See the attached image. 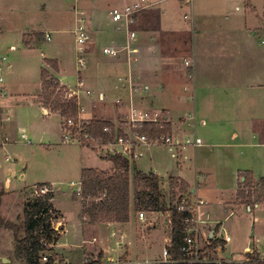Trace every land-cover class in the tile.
<instances>
[{"label":"crops","instance_id":"1","mask_svg":"<svg viewBox=\"0 0 264 264\" xmlns=\"http://www.w3.org/2000/svg\"><path fill=\"white\" fill-rule=\"evenodd\" d=\"M133 1L135 0H40L39 4L44 11L41 15H37V19L31 21L30 25L26 23L20 27L18 22L16 24V21H12L11 29L22 33L23 43L29 48L37 47L44 40L55 39L56 41L57 49L49 57H44V64L41 67V86L34 100L41 105L45 116L52 113L58 115L62 120L63 129V117L53 111L44 99L42 70L45 69L52 76H56L66 88L78 89V80L81 77L84 78V86L87 85V89L93 91L90 96L95 94L102 103L117 94L112 110L104 112L97 108L94 110L93 117L87 119H103L116 125L121 123L127 129L125 120L130 107H135L139 110L160 111L165 120L164 125L170 128V133L174 136L182 137L189 133L199 136L198 130L207 132L211 138L206 139V143L203 144L227 147L230 150L231 162L229 164L221 162L218 165L220 169L223 165L222 170L226 172L224 174L218 169L215 161H209L208 155L196 158L194 181L178 176L189 185L192 199H204L202 195H213L211 192L213 190V199L227 206L229 215L242 208L254 215L258 214L259 210L264 211V201L256 202L251 206L248 203H241L237 196L240 182L244 181L247 172L252 173L256 181L264 178L263 70L258 74V68L264 67V51L261 50L260 54H251L253 72H248V52L240 44L242 40L240 38L245 37V34L239 36L235 33H240L242 28L244 30L245 25L226 26L229 21L227 13L230 10L227 2L224 4L226 15L223 11L218 15L215 12H209L213 5L205 0H203L205 1L203 9L198 6L202 0L198 2L194 0L192 4L183 3L180 0H161L140 12L135 22L130 24V28L136 33V38L132 43L134 52L129 53L124 48L130 41V32L126 24L122 22L117 26L109 19L108 13L114 7H123ZM199 8L200 10L197 11ZM75 9L86 12V22L91 36L85 53L87 67L82 71L77 66V48L75 54V48L70 44L68 37L72 34V40L74 39L76 43L75 34L70 26ZM185 9L189 11L184 13ZM148 11H154L155 16L144 17L143 15ZM185 15L188 17L186 18ZM177 17L181 22L178 23ZM219 19L225 23L220 24L222 20L219 21ZM183 20H190L192 28L200 25L201 29L197 32L190 30L189 33ZM151 23H154L155 27ZM64 24L68 26L70 32L62 28ZM223 33L226 34L223 35ZM232 33L236 34V38L228 41ZM254 35H257V32ZM222 36H225L226 44L219 46ZM106 46L121 50L117 55L105 54L103 48ZM11 47L16 49L14 44ZM185 59L192 60L193 65L186 66ZM258 63L259 67H257ZM8 68L11 69V66ZM66 73L76 76L75 86L67 85L59 77L60 74ZM131 80L134 86L129 85ZM118 99L121 101L117 102ZM80 102V114H82ZM190 118L192 120L188 121ZM121 125L119 126L122 128ZM194 148L198 149V147ZM171 151L176 154L174 150ZM103 152L101 153L104 156ZM107 161L110 162V166L107 167H112V161ZM96 169L100 171V168ZM132 172L130 162L131 176H133ZM46 183L53 184V182ZM55 188L57 187L54 185L52 202L56 198ZM78 211H81L80 206ZM196 217L200 240L199 209L196 211ZM53 218L57 221L56 229H58L57 239L52 244L53 251L64 257L57 248L62 244L61 238L68 230L65 227L66 212L63 210L58 218ZM135 219L133 212L131 220L126 223L113 222L106 223L105 226H100L99 223H84L82 225L84 257L88 255L90 249L88 243L93 244L91 242L93 239L96 242L100 241L99 253L103 251L104 257L107 258L113 256L114 251L117 252L118 257L122 249L120 246L123 244L124 247L128 243L129 248L121 254L124 259L157 260L136 256V250L133 249V242L129 235V229L134 225ZM97 224L99 227H105L108 239L87 235L90 226L99 229L95 226ZM210 228L209 237L219 240L212 251L220 247L226 251L233 241L228 228L223 222ZM212 232L213 237H211ZM261 235L256 241L249 239L243 242V253L240 251V256L244 255L246 258L242 257L239 261H245L246 253L249 251L258 250L260 254H264L256 243L262 241L264 234ZM226 236H229L230 240L227 241ZM218 245L220 247H217ZM64 260L69 264L67 259Z\"/></svg>","mask_w":264,"mask_h":264},{"label":"rangeland","instance_id":"2","mask_svg":"<svg viewBox=\"0 0 264 264\" xmlns=\"http://www.w3.org/2000/svg\"><path fill=\"white\" fill-rule=\"evenodd\" d=\"M196 1L198 2V0ZM205 1L213 5L209 12H215L218 15L222 14L221 11L226 15L224 4L229 3L228 9L230 10L227 13L229 21H227L226 26L245 25L244 30L242 28L240 33H235L239 36L245 34V37L240 38L242 39L240 44L248 52V72H253L251 54H260L261 50L264 51V0ZM205 1H200L198 6L201 9H203ZM39 2L40 0H0V88H4L6 93L0 96V214L4 220L22 222L24 203L38 196L35 192L36 187L42 182H53L57 187L55 188L56 198L53 200V217L58 218L64 210L66 212L65 227L68 228L66 234L61 238L60 243L62 244L58 246L57 250L64 255V257L61 256L67 259L69 264H82L97 258L101 247L99 240L96 242L91 239L93 244L88 243L90 249L88 255L84 257L82 225L90 222L82 214L83 201L77 194V185L81 181V171L83 168L93 167L95 169L100 168L102 172L110 173L112 167H107L110 166V162L101 157L102 150L99 147L92 144L88 146L84 142L80 144L64 141L61 118L53 113L45 116L41 105L34 100L41 86V67L44 64V57H49L57 49L56 41L55 39L44 40L37 47L29 48L23 43L22 33L13 31L11 27L12 21H16V24L18 22V25L22 27L26 23L30 25L31 21L37 19V15H41L44 11ZM186 11L189 10L185 9L183 12ZM168 17H170L169 13ZM221 20L219 19V21ZM177 21L178 23L181 22L178 17ZM183 22L185 27L189 29V33L190 30L197 32L201 29L200 25H195V28H192L190 20H183ZM224 23L222 20L220 24ZM62 28L70 32L66 24ZM255 32L257 35H254ZM235 33H232L228 41L236 38ZM225 34L223 33V35ZM68 37L76 54L77 45L74 39L72 40V34ZM224 39L225 36H222V42L219 43V46L226 44ZM13 44L16 45V49H12ZM9 66L11 69L8 68ZM257 67H259V63ZM258 69V74L262 70L264 73V67ZM59 77L69 86H75L77 83L76 76L70 73L60 74ZM87 88L88 86L85 85L82 89L86 90ZM116 95L114 94L113 98H107L102 103L95 94L91 97L85 91L80 90L79 101H81L83 114H81V118L91 120L87 118L93 117L94 110L97 108L104 112L112 110L116 103V101L114 103V99L117 98ZM191 120V118L188 119V121ZM120 122L122 121L120 120ZM124 124L128 127L126 123ZM121 126L124 128L123 125ZM23 134H26L27 137H23ZM193 134H184L182 137L193 136ZM198 135L202 138L203 143H206V139L210 140L211 138L207 132L204 133L199 130ZM229 151L227 147L203 144L198 149L188 147L174 154L171 147L166 144H140L137 152L141 155L131 160L133 171V176L130 174L132 199L135 197L133 181L136 170L157 173L161 177L163 191L169 199L172 183L178 184L183 181L178 176L185 177L191 182L194 181L196 158L208 155L209 161H215L217 166L221 162L229 164L231 162ZM222 168L223 165L221 169L218 166L219 170ZM222 171L226 174L224 170ZM174 189L178 194V200L181 194L180 185L174 184ZM211 192L213 195H202L206 203L198 206L201 229L199 246L202 254L206 255L205 260L214 259L217 263L224 260L225 264H242L243 261L239 260L242 257L246 258L244 255L240 256V251L243 253V242H247L249 239L256 241L258 236L264 234L262 229L264 228V211L259 210L257 212L259 215H254L242 208L229 215L228 207L222 205L219 200H214L213 190ZM181 196V199L187 198L194 202L201 199H192L190 190ZM79 206L81 211H78ZM144 211V220L137 217L138 211L134 212L136 219L132 228L129 229L133 249L136 250L137 257L161 260L169 240L168 215L170 214L166 210L162 212ZM53 222L54 224L57 223L56 220ZM220 222H223L228 228L233 236V241L226 251L219 245L217 246L220 247L219 249L212 251L210 244L213 242L210 243L209 237L210 227H214ZM99 225L105 226L106 222H100ZM95 226L99 229L90 226L87 235L89 237L96 235L99 239H108L106 238L105 227H99L98 224ZM256 243L261 252L264 253V237L261 242ZM125 245L124 247L123 244L120 246L122 249H120L118 257L129 248L128 243ZM112 253L114 257H117L116 251ZM261 256L264 257V254ZM3 257L17 262L14 233L13 230L6 227H0V264L3 262ZM64 259L60 264H68ZM103 261L107 264L108 258L104 257Z\"/></svg>","mask_w":264,"mask_h":264},{"label":"trees","instance_id":"3","mask_svg":"<svg viewBox=\"0 0 264 264\" xmlns=\"http://www.w3.org/2000/svg\"><path fill=\"white\" fill-rule=\"evenodd\" d=\"M155 16L154 11H148L143 16ZM150 17V18H151ZM154 26V23H151ZM43 95L46 104L53 111L59 113L63 119L77 118L80 113V104L76 97L67 98L66 87L61 85L56 76H52L45 69L42 70ZM64 122V121H63ZM110 126L112 133L105 132L104 128ZM114 123L103 119L89 120L84 125L81 134L90 137L83 139L86 145L99 144L100 146L113 142L117 135L123 131H115ZM139 132H145L149 136L161 133H170V128L158 123H141ZM95 141V143L93 142ZM94 143V144H93ZM97 144V145H98ZM104 159L113 163L110 173L99 171L95 168H83L81 173L82 193L84 197L92 196L83 202V216L90 223L129 222L132 213L139 210L164 211L170 214L169 243L167 250L170 262L161 264H218L216 260H205L206 255L200 250V260L190 261L192 256L182 250L185 243L186 223L185 219L192 217L189 210L180 211L177 202L181 200L189 185L185 182L172 183V190L167 198L163 191L161 177L155 172H143L137 170L133 183L135 184V197L132 199L130 177V161L121 154H105ZM46 183V182H45ZM43 184V183H41ZM174 184L180 185L181 194L177 200V192ZM238 200L253 206L256 202L264 201V178L256 181L252 173L245 174L244 181L238 188ZM53 192L43 196H36L24 204L23 221L4 220L0 214V227L13 230L17 262L10 261L1 264H60L63 257L53 251V242L57 239L58 229L54 224L52 199ZM177 200V201H176ZM23 233V234H22ZM210 248H215L219 243L217 238H210ZM247 259L242 264H264V257L260 252L249 251ZM47 257V260H44ZM104 254L101 251L97 258L88 260L82 264H105Z\"/></svg>","mask_w":264,"mask_h":264},{"label":"built area","instance_id":"4","mask_svg":"<svg viewBox=\"0 0 264 264\" xmlns=\"http://www.w3.org/2000/svg\"><path fill=\"white\" fill-rule=\"evenodd\" d=\"M161 0H135L133 2H130L126 4L123 7H114L112 8L109 13L108 17L109 19L119 26L122 22H124L127 26V29L130 32V41L129 44H127L124 48H126L129 53L134 52V48L132 46V43L134 42L136 38V33L130 28V24L134 23L136 20V16L142 12L143 10L153 6L157 2ZM183 3L192 4L194 0H180ZM73 19L70 22L71 30L75 34L76 38V45H77V66L80 71L85 69L87 67V59L85 56L88 43L91 39L90 36V28L87 25L86 17L87 14L84 10L75 9L73 11ZM187 18L188 15H185ZM121 49L112 47V46H106L103 48V52L105 54L110 55H117L120 52ZM137 60V58H135ZM184 63L186 66L190 67L193 65L192 60L185 59ZM1 80V79H0ZM85 84L84 78H80L78 80V89L73 88H66V97L67 98H73L76 97L79 98V91L83 90L88 95H92L93 91L90 89H82ZM62 85V83H61ZM129 85L134 86L133 80L129 82ZM1 94L5 95L4 88H0ZM121 100L118 99L117 102H120ZM85 119V118H84ZM81 118V114L79 113V116L77 118H68L65 119L63 122V133H64V141L66 142H78L82 144L83 139L90 140V137H87L81 134V130H83V127L85 124H87L89 121L84 120ZM128 128L124 129L120 126H115V131L118 132L119 130H122L123 132L115 138L113 142L104 144L100 146L98 143L94 144L95 141H93L94 145L102 149L105 154H121L129 161L134 160L135 158L139 157L141 153L139 154L137 152V148L140 144H166L171 147V150H174L175 152L181 151L183 149H186L188 147H199L203 145V140L200 136H197L196 134H193V136L187 135L185 138L174 136L172 133H161L154 136H149L147 133H141L138 131V127L141 123H158L159 125H163L165 120L162 116V113L160 111H149V110H139L135 107H130V112L125 120ZM105 132L112 133L114 129L110 126H106L104 128ZM23 137H27L26 134H23ZM103 147V148H102ZM73 185H75L74 182H72ZM54 190V184L52 183H43L36 187L35 192L38 194V196H43L48 194L49 192H53ZM77 194L80 196L82 201L91 199L92 196L89 195L87 198L83 196L82 193V185L81 181L80 184L77 185ZM206 201L204 199H199L198 201L194 202L193 200H188L187 198H183L177 202V208L180 211L189 210L192 212L193 216L188 217L185 219L186 223V232L187 235L185 237V243L182 246V250L192 256L190 261H199L200 260V246H199V229H198V220L195 215L196 211L198 210V206L205 204ZM139 217L144 219L145 218V211L141 210L139 212ZM170 218V215H168ZM168 218V224L170 225V219ZM225 239L228 241L230 240L229 236H226ZM170 240V238H169ZM168 240V243H169ZM167 243V244H168ZM161 260H127L122 257H113L109 256L107 264H161L162 262H170V256L167 250V245L164 248L163 255ZM44 260H47V257H44ZM218 264H225V261H218Z\"/></svg>","mask_w":264,"mask_h":264},{"label":"water","instance_id":"5","mask_svg":"<svg viewBox=\"0 0 264 264\" xmlns=\"http://www.w3.org/2000/svg\"><path fill=\"white\" fill-rule=\"evenodd\" d=\"M213 232L211 233V237H213ZM3 263H7V262H10L11 260L10 259H8V258H6V257H3Z\"/></svg>","mask_w":264,"mask_h":264}]
</instances>
